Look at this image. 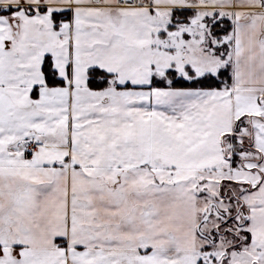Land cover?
Here are the masks:
<instances>
[{
	"label": "snow or ice",
	"instance_id": "6c2138e0",
	"mask_svg": "<svg viewBox=\"0 0 264 264\" xmlns=\"http://www.w3.org/2000/svg\"><path fill=\"white\" fill-rule=\"evenodd\" d=\"M0 264H264V0H0Z\"/></svg>",
	"mask_w": 264,
	"mask_h": 264
}]
</instances>
